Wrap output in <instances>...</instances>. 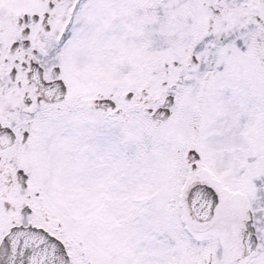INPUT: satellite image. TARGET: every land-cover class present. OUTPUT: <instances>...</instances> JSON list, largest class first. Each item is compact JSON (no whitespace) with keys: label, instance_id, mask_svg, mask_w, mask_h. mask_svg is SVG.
<instances>
[{"label":"snow or ice","instance_id":"snow-or-ice-1","mask_svg":"<svg viewBox=\"0 0 264 264\" xmlns=\"http://www.w3.org/2000/svg\"><path fill=\"white\" fill-rule=\"evenodd\" d=\"M0 264H264V0H0Z\"/></svg>","mask_w":264,"mask_h":264}]
</instances>
